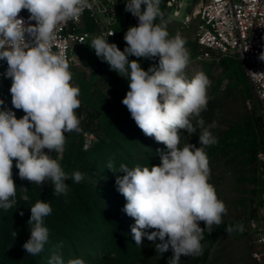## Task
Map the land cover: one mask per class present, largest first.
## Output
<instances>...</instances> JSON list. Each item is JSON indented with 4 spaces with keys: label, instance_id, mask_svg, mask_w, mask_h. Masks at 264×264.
I'll return each mask as SVG.
<instances>
[{
    "label": "clouds",
    "instance_id": "1",
    "mask_svg": "<svg viewBox=\"0 0 264 264\" xmlns=\"http://www.w3.org/2000/svg\"><path fill=\"white\" fill-rule=\"evenodd\" d=\"M160 2L126 0L125 11L138 18V24L125 33L127 46L123 51L103 36L93 38L89 47L112 70L128 78L130 90L123 105L142 132L167 149L157 150L161 162L151 167L129 168L121 164L117 172L112 162L107 164L113 173H124L116 176L115 184L126 200L123 211L135 220L131 233L136 246L142 247L146 238L160 254L171 249L170 264H180L181 256L202 254L204 231L211 234L213 226L223 222L227 208L209 183L211 170L206 148L218 140L204 127L203 119L197 121L199 146L188 143L180 147L181 130L197 134L192 119L207 109L211 81L203 72L191 79L186 76L190 63L186 42L179 33L172 36L168 32ZM91 7L89 0H0V60L8 65L3 75L12 81L9 91L13 108L24 112L17 118L11 109L0 108V209L4 211L17 204L13 160L21 180L41 189L50 183L53 195L67 194L66 181L78 184L84 179L78 170L66 173L51 156L53 151H64L66 133L79 131L80 118L75 110L81 104L80 89L71 83L72 73L65 56L52 52V48L58 27L70 20L78 22ZM22 10L28 11V20L34 24L25 26V21L18 18ZM26 34L30 40H26ZM129 56L158 58V63L144 70L138 59L130 61ZM259 58L264 61V52ZM3 105L0 99V106ZM20 189V199L28 201L29 189ZM30 213V237L22 247L26 254L37 256L49 241L44 218L52 213V207L37 200ZM237 229L242 232L243 225L228 226L225 231L232 233ZM57 247H62V243ZM48 264L65 261L55 252ZM67 264L86 262L76 258Z\"/></svg>",
    "mask_w": 264,
    "mask_h": 264
},
{
    "label": "trees",
    "instance_id": "2",
    "mask_svg": "<svg viewBox=\"0 0 264 264\" xmlns=\"http://www.w3.org/2000/svg\"><path fill=\"white\" fill-rule=\"evenodd\" d=\"M172 0H161L160 9L164 18L169 21L172 16ZM159 23V19L156 21ZM129 12L117 8V21L113 26L115 30V44L123 51L127 46L124 35L127 32ZM85 31L92 36L98 33L95 22L86 17ZM190 54L189 71L192 75L186 74L191 79L196 73L203 72L211 80L212 72L221 68L222 78L207 92L209 100L207 109L202 113L210 117L218 104L222 103L224 95H228L233 89L240 86L250 92V86L240 62L234 58H215L197 60L201 54L196 40L192 42ZM128 59H140L142 68L147 70L150 65L158 63L155 60L129 56ZM193 70V71H192ZM105 79L111 85L110 93L118 100V106L112 107L108 95L95 92L94 95L102 103L101 108H93L86 111L87 105L76 109V113H86V118L80 121L79 131L66 133L65 148L62 153L53 151L51 156L57 159L66 173L80 171L84 179L80 183L66 181L69 189L66 195H53L52 185L49 183L42 189L32 185L27 180H21L18 169L13 160V180L17 186V204L8 211L0 209V264H48V260L55 252H59L65 264L69 259L81 258L86 264H170V258L161 260L160 253L156 252L155 246L146 238L142 247H137L131 227L135 220L129 217L124 211L126 200L117 191L115 179L117 175L124 173H113L107 169V164L112 162L114 170L118 172L121 164L129 168L136 166H148L160 164V156L157 150L167 151L166 146L155 141L153 137H147L136 125L127 107L122 100L130 90L127 84L123 89L117 88L122 81L129 83L127 77L119 76L108 64L103 63ZM224 79L227 80L223 87ZM12 81L6 80L0 87V99L4 105L16 114L17 118L24 115L22 110L14 109L11 103L10 87ZM85 130L93 131L96 136L95 144L88 150L83 147L82 135ZM187 133L181 130L180 147ZM47 151V150H45ZM259 151L264 152V127L262 115L259 112L258 104L250 114L232 128L223 141L213 145L206 150L209 167L224 157H245L252 162ZM20 187L28 188L29 200L20 199ZM264 194V190L263 193ZM37 200L50 203L52 213L44 218V224L49 229V241L45 244L44 250L37 256L26 254L22 245L30 237V226L27 221L30 218V207ZM262 199L259 201V210ZM23 212V215H20ZM232 224L225 223L215 226L212 233L204 231L202 254L196 257L181 256L180 264H210L211 256L220 240L226 236L225 229ZM16 232V236L13 233ZM62 243V247L57 246ZM115 253V258H112Z\"/></svg>",
    "mask_w": 264,
    "mask_h": 264
},
{
    "label": "rangeland",
    "instance_id": "3",
    "mask_svg": "<svg viewBox=\"0 0 264 264\" xmlns=\"http://www.w3.org/2000/svg\"><path fill=\"white\" fill-rule=\"evenodd\" d=\"M115 1L117 7L125 9L126 0ZM183 1L184 7L180 11L172 8V16L167 30L172 36L179 33L186 42L185 47L190 51L192 42L196 38L197 22L193 21L189 27H182V23L184 18L192 13L199 0ZM132 26L129 23L127 30ZM99 36L101 34L96 33L86 45L75 48L73 58L78 64L70 68L71 83L73 86L79 87L78 98L83 103V107L87 105V112L93 108L102 107V103L95 97L94 91L108 95L111 106H118V100L110 93L112 87L106 81V73L103 71V63H108L98 58L94 49L89 47L92 39ZM108 42L115 43V40H108ZM138 62L142 66L140 59ZM221 72V68H216L212 72L211 85L207 92H210L222 78ZM185 73L192 75L189 67L186 68ZM192 73H198V70ZM117 74L121 77L118 72ZM226 83L227 80L224 79L222 88ZM123 84L129 86L128 82L122 81L117 88L122 90ZM221 95L224 96L223 101L210 112V117L204 116L201 112L199 117L192 119L193 125L197 127V134H188L183 139L181 147L188 143L199 146L200 128L197 124L199 119H203L204 127L208 128L220 142L226 138L232 128L251 113L254 104H258L252 90L246 92L244 86L233 89L228 95H224L222 90ZM258 107L260 112L259 104ZM211 147H207L206 150ZM261 152L257 153L252 162H248L245 157L232 158L230 156L222 158L210 168L209 183L214 186L218 199L222 200L227 208V214L223 215L221 224L229 223L234 228L239 224L243 225L242 232L238 229L234 230L220 240L211 256L210 264H264V245L257 243V235H264V216L259 214V201L262 199L264 190L262 171L258 160V154ZM200 227H205L203 222H200ZM171 252L172 250L169 249V251L160 254L161 260H166Z\"/></svg>",
    "mask_w": 264,
    "mask_h": 264
},
{
    "label": "built area",
    "instance_id": "4",
    "mask_svg": "<svg viewBox=\"0 0 264 264\" xmlns=\"http://www.w3.org/2000/svg\"><path fill=\"white\" fill-rule=\"evenodd\" d=\"M89 3L92 7L82 13L78 22L70 20L67 24L60 25L56 31L52 52L63 53L69 64V71L73 65L78 64L73 58L75 48L86 45L92 37L90 32L84 30L87 16L95 22L101 36L107 40L115 38L113 26L117 21L116 1L89 0ZM171 6L180 11L184 7V1L172 0ZM29 15L27 10L19 13L18 18L25 21V26L35 23L28 20ZM129 21L133 26L138 24V18L130 12ZM193 21L197 22L195 40L201 51L197 60H207L213 56L238 60L260 106L264 127V61L259 58L261 52H264V0H199L192 13L184 18L182 27H189ZM25 38L31 39L27 34ZM7 67L6 61L0 60V87L6 80L11 81L3 75ZM76 115L80 121L86 118L85 112ZM96 139L93 131L85 130L82 135L84 149H90ZM258 160L264 183V152L258 154ZM259 214L264 216V194ZM257 243L264 245V235H257Z\"/></svg>",
    "mask_w": 264,
    "mask_h": 264
}]
</instances>
